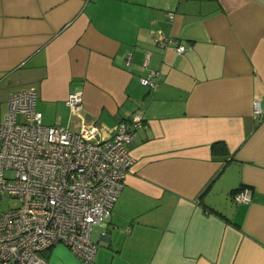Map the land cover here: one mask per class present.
Here are the masks:
<instances>
[{"label":"crops","instance_id":"obj_1","mask_svg":"<svg viewBox=\"0 0 264 264\" xmlns=\"http://www.w3.org/2000/svg\"><path fill=\"white\" fill-rule=\"evenodd\" d=\"M30 87L44 124L142 117L95 264H264V0H0V98ZM46 261L87 264L62 243Z\"/></svg>","mask_w":264,"mask_h":264},{"label":"built area","instance_id":"obj_2","mask_svg":"<svg viewBox=\"0 0 264 264\" xmlns=\"http://www.w3.org/2000/svg\"><path fill=\"white\" fill-rule=\"evenodd\" d=\"M156 41L186 49L162 34ZM157 77L152 71L140 82L154 88ZM82 98L71 92L65 103L77 106ZM35 100L32 87L9 93L0 119V264H47L46 250L57 243L95 264L91 229L108 217L123 188L133 161L128 142L142 117L120 120L105 133L85 122L71 130L44 124ZM253 115L264 116L257 100ZM233 199L248 201L250 189L234 191Z\"/></svg>","mask_w":264,"mask_h":264},{"label":"trees","instance_id":"obj_3","mask_svg":"<svg viewBox=\"0 0 264 264\" xmlns=\"http://www.w3.org/2000/svg\"><path fill=\"white\" fill-rule=\"evenodd\" d=\"M210 148H211L212 154H214V155H218L219 153H225L226 154V152H227V149H226L227 145L224 141H215L211 144ZM246 186L247 185H242L236 189H233L232 192L237 191L241 187H246Z\"/></svg>","mask_w":264,"mask_h":264},{"label":"rangeland","instance_id":"obj_4","mask_svg":"<svg viewBox=\"0 0 264 264\" xmlns=\"http://www.w3.org/2000/svg\"><path fill=\"white\" fill-rule=\"evenodd\" d=\"M22 90V89H21ZM6 105H7V101H6V99H2V98H0V119L3 117V115L5 114V111H6ZM138 114V113H137ZM140 115V114H139ZM141 116V115H140ZM129 149V148H128ZM130 152V151H129ZM131 154V153H130ZM132 156V155H131ZM132 159H133V157H132ZM246 189V188H248V189H250L248 186H246V187H241L240 189ZM239 189V190H240ZM10 203H14L15 201L14 200H11V201H9ZM6 204V203H5ZM93 233H94V231H93Z\"/></svg>","mask_w":264,"mask_h":264}]
</instances>
